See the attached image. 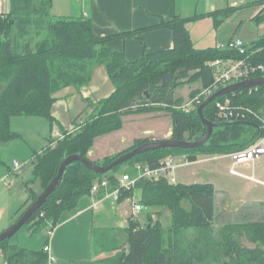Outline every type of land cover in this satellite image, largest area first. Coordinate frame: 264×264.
<instances>
[{"label":"trees","instance_id":"16d2710c","mask_svg":"<svg viewBox=\"0 0 264 264\" xmlns=\"http://www.w3.org/2000/svg\"><path fill=\"white\" fill-rule=\"evenodd\" d=\"M13 5L11 13L0 14V139L13 137L8 128L12 116H40L53 125V93L67 85L79 87L88 83L93 67L98 64L105 66L115 86L107 98L88 103L92 111L77 130L65 132L37 155L33 178L40 181L42 189L57 174L66 156L78 154L89 159L87 152L94 139L119 129L121 116L126 113L168 112L172 121L171 138L198 139L205 132V125L196 112L198 106L187 112L181 108L183 100L174 94L179 79L187 77L188 82L198 81L204 89L213 81V67L209 63L216 59H246L264 65V35L244 44V54L226 46L198 49L191 43L184 20L176 17L163 23L173 31L172 49L143 53L140 58L128 61L121 52L107 46L109 38L93 33L89 19L52 18L46 9L41 10L44 14L38 12L33 16L32 10H28L30 4L24 0H14ZM254 22H264V8L254 17ZM128 34L131 33L122 36ZM167 74L172 77L162 85V78ZM254 76H264V71ZM249 89L216 97L203 108L204 116L212 122L229 121L216 116V102L225 98L264 116V85H258L257 90ZM236 121L215 126L208 141L199 147H167L135 155L122 163L128 169L123 173L135 175L134 166L138 163L156 168L163 158L174 154H186L190 161L201 154H227L248 147L263 135L259 119L252 114ZM148 141L149 138H139L126 150L95 163L106 165ZM122 164L99 174L80 161H72L66 166L58 186L24 225L30 226L32 233L44 227H55L62 213L73 209L82 196L90 195L95 181L107 179L109 190L117 188V171ZM135 189L139 191L138 202L143 209L158 208L157 212L161 213L167 208L170 224L164 226L160 219L152 223L150 214L144 225L130 217L125 229L127 250L91 264H264L263 220L226 224L215 235L211 225L212 184L142 178L132 190L121 189L118 201L132 196ZM103 191V188L99 190ZM36 197L37 194L30 191L28 203ZM184 200L188 201L189 209L182 205ZM27 207V204L23 206L20 215ZM242 236L254 246L244 245L240 240ZM0 249L6 264H47L44 250L11 245L9 239L0 241Z\"/></svg>","mask_w":264,"mask_h":264},{"label":"crops","instance_id":"0c3cea01","mask_svg":"<svg viewBox=\"0 0 264 264\" xmlns=\"http://www.w3.org/2000/svg\"><path fill=\"white\" fill-rule=\"evenodd\" d=\"M14 0H0V14L7 15L14 9ZM33 16L46 9L52 18H86L92 22L95 35L109 38L107 46L121 52L128 61L143 53L169 50L174 47L173 31L164 22L181 18L188 30L192 45L198 49L221 47L233 38H239L243 28L264 22H254V17L264 8L260 0H24ZM131 33L122 36V34ZM263 36V35H261ZM258 36L257 38H259ZM255 38V39H257ZM253 39V40H255ZM252 40V41H253ZM250 41V42H252ZM115 89L104 65L93 67L91 78L82 86L67 85L53 93L51 115L53 125L40 116H12L9 132L13 137L0 139V232L14 223L30 198V191L37 195L43 190L39 180L33 178L37 155L52 145L65 132H74L91 113L88 103L107 98ZM119 129L97 136L87 156L94 162L117 154L131 147L139 138L162 140L171 138L172 121L168 112L150 111L126 113L121 116ZM216 156V155H215ZM219 158H229L217 155ZM216 158V159H219ZM264 159V155L258 157ZM215 159V160H216ZM255 159L256 161H258ZM253 162L239 167H252L250 176H237L264 184L253 173ZM13 161H17L16 167ZM193 163V162H192ZM190 164V163H189ZM188 165V164H186ZM237 166V168H238ZM229 173L230 161L223 165ZM264 176V167L258 172ZM122 173H117L120 177ZM233 175V174H231ZM204 183V182H194ZM215 191L217 183L210 181ZM189 184V183H187ZM137 193L121 201H113L106 192H97L80 198L77 205L62 213L52 236L48 227L32 233L25 227L20 239L11 245L29 250H43L48 243L49 254L54 258L48 264H91L114 256L125 243L130 217L133 215ZM48 258V252H46ZM0 264H6L0 253Z\"/></svg>","mask_w":264,"mask_h":264},{"label":"rangeland","instance_id":"374dc122","mask_svg":"<svg viewBox=\"0 0 264 264\" xmlns=\"http://www.w3.org/2000/svg\"><path fill=\"white\" fill-rule=\"evenodd\" d=\"M252 25V28L248 26L243 28L242 33L239 35V38L245 44H249L253 39L264 35V27H258L256 24ZM197 90H203L200 82H188L187 77H183L179 79V84L175 88L174 94L176 97L182 98V106L190 109L189 103L192 98L201 92L198 93ZM174 156H176L175 161L177 165L174 169V174L177 182L186 184L213 181L217 183L216 195L214 197L213 221L211 223L216 236V233H219L220 229L226 224H247L254 221H264V184L249 179H241L228 173L224 170L223 165L230 161V159L219 158L217 155L201 154L197 156L196 160L190 161L186 154H174ZM185 159H187V163H185ZM253 165L254 175L264 180V176L258 173L264 167V159L255 160ZM238 169L247 174L252 173V167L246 169L238 166ZM126 170H128L127 165L122 164L117 172L123 173ZM137 192V189L133 190V195ZM182 205L187 209L190 208L188 201H182ZM158 210V208L150 210L142 208L136 215L142 224L146 223L148 214H150L152 223L160 219L162 225H169L170 215L168 209H163L161 213H158ZM24 228L21 227L9 238V241L15 243V241L19 240L25 230ZM240 240L246 246H254L245 236H242ZM126 250L127 248L123 247L117 253ZM0 253L2 254L1 249Z\"/></svg>","mask_w":264,"mask_h":264},{"label":"built area","instance_id":"2783aa9c","mask_svg":"<svg viewBox=\"0 0 264 264\" xmlns=\"http://www.w3.org/2000/svg\"><path fill=\"white\" fill-rule=\"evenodd\" d=\"M244 44L245 43L242 39L233 38L224 46H226L230 50H237L239 53L244 54L246 51ZM209 64L213 67V81L210 86L204 88L198 95L192 98L191 102L189 103L191 108L197 107L202 102V100H204L206 97L210 96L212 93L219 90L220 88L235 82L257 77L254 75L260 71H264V65L255 64L249 62L246 59H216L210 62ZM249 88V91H251L252 88H254V90H257L258 85ZM181 108L186 112L189 111V109L185 106L181 105ZM247 114H252L255 118L259 119L260 128L263 130V135L260 136L254 143L250 144L248 147L227 153L226 156L231 161L229 168L230 174L252 178L239 172L237 166L240 164H247L253 162L258 157L264 155V116H258L256 113H254L248 108L233 104L230 98H225L222 101L216 102V116L219 119L236 121L246 118ZM62 137L63 135L59 136V138ZM175 158L176 156L174 155H170L163 158L160 161L159 166L156 168H150L149 166L141 163L135 164V175L132 176V174L127 172L123 173L120 177H118L119 185L117 188L109 190L108 180L102 179L101 181H95L93 183L90 190V194L97 193L101 188H103L106 192L107 197H110L113 201H118L121 189L125 191L132 190L136 182L142 178L150 181H157L161 178H164L169 183H176L177 180L174 174V169L177 165ZM13 162L16 167L19 166V163L17 161ZM187 162V159H185V163ZM142 208L143 206L139 202H134L133 215L139 213ZM53 230L54 227H48V238L52 236ZM43 250L45 252H48V262H52L54 258L49 254L50 247L48 243L44 246Z\"/></svg>","mask_w":264,"mask_h":264},{"label":"water","instance_id":"95a60500","mask_svg":"<svg viewBox=\"0 0 264 264\" xmlns=\"http://www.w3.org/2000/svg\"><path fill=\"white\" fill-rule=\"evenodd\" d=\"M172 77L171 74L164 75L162 78V85L166 83L168 79ZM256 85H264V77H254L246 80H242L239 82H235L229 85H226L219 90L212 93L210 96L206 97L196 108V112L201 120V122L205 125V132L196 140H178L173 138H167L162 140H152L148 142H144L140 145L135 146L131 150L121 154L117 158H115L113 161L106 165H101L93 162L90 159L83 158L82 156L78 154H71L66 156L62 162L59 165V168L57 170V174L51 179V181L47 184V186L37 195L36 199L31 202L28 207L23 211V213L17 218V220L12 223L9 227H7L5 230L0 232V241H3L5 239H9L11 236H13L33 215V213L38 210L41 205L46 201L47 196L55 190V188L60 183L62 174L66 168V166L71 163L72 161H80L86 166L88 169L92 170L95 173L104 174L111 170L113 167L120 165L130 158H132L135 155L144 153L149 150H155L160 148H167V147H178L183 149H191L199 147L200 145L206 143L210 136L212 135L213 129L217 125L237 121H223V122H212L208 120L204 114H203V108L209 104L211 101L216 99V97L225 95L229 92L242 89V88H248ZM145 94L147 98H149V94L147 91H145Z\"/></svg>","mask_w":264,"mask_h":264}]
</instances>
